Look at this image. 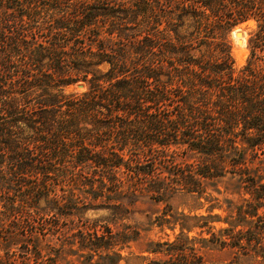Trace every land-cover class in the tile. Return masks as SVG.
Masks as SVG:
<instances>
[{
  "label": "trees",
  "instance_id": "trees-1",
  "mask_svg": "<svg viewBox=\"0 0 264 264\" xmlns=\"http://www.w3.org/2000/svg\"><path fill=\"white\" fill-rule=\"evenodd\" d=\"M144 204L147 264H264V0H0V264H120Z\"/></svg>",
  "mask_w": 264,
  "mask_h": 264
},
{
  "label": "rangeland",
  "instance_id": "rangeland-1",
  "mask_svg": "<svg viewBox=\"0 0 264 264\" xmlns=\"http://www.w3.org/2000/svg\"><path fill=\"white\" fill-rule=\"evenodd\" d=\"M255 22L249 21L240 25L235 26L231 29L229 33V41L231 46V54L234 60V66L236 68L241 67L249 54L248 49V38L250 31H253L255 28ZM242 30L243 31V37L241 38V45L237 44V37L235 36V32ZM78 84H82L81 82L75 84L74 86H71L67 88V91H82L84 87L79 88L77 87ZM222 189V187L220 188ZM200 202L204 203L203 208L196 211V213L205 214V209L208 206V204H205L204 199H200ZM185 200H174L173 201V208L175 211L178 212H187L188 206ZM158 210V212H156ZM161 206H151L148 204L139 205L137 213L133 215V219L137 221L138 223L144 224V227L147 229V231L142 232V236L139 240H137L134 243H131L128 248L124 249L122 251V254L124 256V259L120 262V264H147V262L150 259L155 258V255H152L145 251L147 244L150 241H158V240H165L169 239L172 240L174 235L178 233V228H176L174 231H172L169 228L160 229L157 226H151L147 224L149 221H153L155 219V216L160 213ZM213 214H217L221 217L225 216V213L222 210L214 209ZM88 217L94 218L95 215L92 213L87 214ZM215 228H221L225 227V223H215ZM191 235H194V233H191ZM204 264H234L231 263V252L227 249H214L209 250L207 252L202 253Z\"/></svg>",
  "mask_w": 264,
  "mask_h": 264
},
{
  "label": "water",
  "instance_id": "water-1",
  "mask_svg": "<svg viewBox=\"0 0 264 264\" xmlns=\"http://www.w3.org/2000/svg\"><path fill=\"white\" fill-rule=\"evenodd\" d=\"M235 36L237 37V44L240 45L241 44V38L243 37V31L242 30L236 31ZM77 87L82 88L83 85L78 84Z\"/></svg>",
  "mask_w": 264,
  "mask_h": 264
},
{
  "label": "bare ground",
  "instance_id": "bare-ground-1",
  "mask_svg": "<svg viewBox=\"0 0 264 264\" xmlns=\"http://www.w3.org/2000/svg\"><path fill=\"white\" fill-rule=\"evenodd\" d=\"M241 44H242V42H241ZM241 44H240V45H241Z\"/></svg>",
  "mask_w": 264,
  "mask_h": 264
}]
</instances>
